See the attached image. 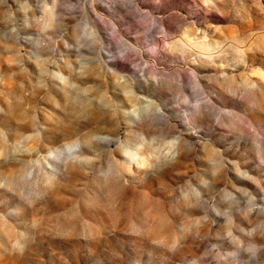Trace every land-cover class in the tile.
Segmentation results:
<instances>
[{
	"label": "clouds",
	"instance_id": "clouds-1",
	"mask_svg": "<svg viewBox=\"0 0 264 264\" xmlns=\"http://www.w3.org/2000/svg\"><path fill=\"white\" fill-rule=\"evenodd\" d=\"M0 264H264V0H0Z\"/></svg>",
	"mask_w": 264,
	"mask_h": 264
}]
</instances>
